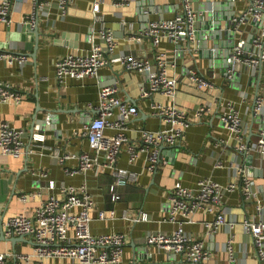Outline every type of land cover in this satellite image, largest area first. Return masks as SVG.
Masks as SVG:
<instances>
[{"label": "crops", "instance_id": "1", "mask_svg": "<svg viewBox=\"0 0 264 264\" xmlns=\"http://www.w3.org/2000/svg\"><path fill=\"white\" fill-rule=\"evenodd\" d=\"M40 1L46 8L41 11L36 28H32L26 20L33 11L32 0H12L10 24L0 23V50L29 58L23 68L8 66L0 61V80L10 83L14 90L24 96L19 104L0 102V128L7 123L16 130L28 132L25 155L20 158L0 157V226L18 215L33 217L36 209L48 198L60 195L62 185L85 187L94 201L90 226L92 234L121 233L126 236L122 264H191L181 256L164 253L146 242L151 232L170 235L175 230V226L166 221L169 193L177 185L194 188L202 179H211L223 185L235 182L239 187L241 182L235 176V167L252 163L250 176L260 192L259 200L264 201V162L256 158L249 160L248 156L238 154L222 142L227 140L228 135L214 109L212 115L187 130L186 139L180 147L165 146L162 149L161 163L153 176L145 170L144 153H140L138 159L129 164L128 154L123 150L117 167L134 172L139 178L136 183L120 186L117 189L120 199L113 201L110 186L114 179L109 172L99 176L69 177L66 169H75L78 162L68 160L61 165L55 156L89 152L82 129L95 115L90 106H97L102 88L117 85L121 99L137 106L139 115L128 132V138L134 145H141L138 131H156L161 128L162 121L152 114V107L158 103L167 104L168 100L160 94L141 100V89L148 85L147 75L129 72L119 61H111L100 70L97 78H68L63 85L56 79L55 63L67 55L83 56L90 51L92 34L97 28L93 23V7L99 3L106 26L116 39L112 59L127 56L153 60L158 52L168 53L176 61L175 73L180 81L178 107L191 110L215 96H222L235 103L246 120V140L253 141L264 126V114L255 120L251 114L256 95H264V62L254 81L248 75L238 81H230L224 76L222 66L226 57L228 60L231 58L230 54H233L240 40L245 42L246 51H254L252 41L248 39L258 32L257 25L250 22L242 26L231 39L226 35L225 27L217 31L210 30L198 19L195 53L185 47L177 51V47L169 40H162L158 45L148 38L140 42L131 40L132 36L143 32L150 22L180 19L182 9L177 0H128L129 4L121 7H116L114 0H76L64 14L58 9L57 0ZM250 2L197 0L196 9L199 17L205 21L211 14L222 20L232 10L236 17L242 15ZM122 22L126 23V28H122ZM194 69L214 83L218 90L214 93L202 92L189 86L188 73ZM106 133L113 134L112 131ZM217 158L222 166L220 168L214 166ZM33 171L45 172L48 177L39 179L32 175ZM49 181L55 183V190H47ZM31 192H40V195L30 197L26 203L20 201V195ZM99 210L107 213L115 210L119 215L125 211L131 218L143 213L149 216L150 221L137 224L121 219L99 221L96 219ZM222 210L228 221H237L233 229L224 226L212 237L206 235L204 224L215 216L203 213L195 214L193 223L185 226V231L204 242L210 253V258L202 264H228L225 245L230 236L234 239L239 264H264L257 258L253 241L241 226L245 218H259L253 204L244 201L238 188L227 195ZM19 237L6 238L0 229V253H32L34 243L30 238L11 241ZM8 261L12 263L13 258ZM48 264L78 263L53 259Z\"/></svg>", "mask_w": 264, "mask_h": 264}, {"label": "built area", "instance_id": "2", "mask_svg": "<svg viewBox=\"0 0 264 264\" xmlns=\"http://www.w3.org/2000/svg\"><path fill=\"white\" fill-rule=\"evenodd\" d=\"M12 0H0V23L10 24L9 18ZM180 2L182 16L178 20H159L150 22L147 28L132 36L131 40L140 42L143 38L150 39L154 45L162 40H169L180 51L188 48L196 51L197 27L199 12L196 9L197 0H177ZM32 14L26 18L32 28H36L41 11L46 6L40 0H32ZM76 0H57L58 9L64 14ZM128 0H114L116 7L128 5ZM93 23L96 31L92 34V47L83 55H67L55 63V74L59 84L66 79L97 78L102 68L111 61H119L124 68L133 73L146 74L148 85L141 89L140 99L152 98L160 94L168 100L167 104L158 103L152 107V114L162 121L159 130L138 131L141 145H134L128 138V132L133 121L138 117L137 106L121 99L117 85L102 88L99 92L97 106H90L95 112L91 121L84 125L82 134L86 138L89 152L73 155L55 156L57 162L64 165L68 160H76L75 169H66L69 177L80 175L99 176L109 172L114 179L110 186L113 201L120 196L117 189L128 183L138 182L139 175L127 169L117 167L118 158L123 150L133 164L140 153L146 156L145 170L149 175H155L161 163V151L166 147H180L185 139L187 130L201 122L206 116L212 115L214 109L220 124L228 135L222 142L240 155L248 156L249 160L256 158L264 162V126L253 141H247L248 129L246 120L235 105L222 96H215L203 102L196 108L184 110L177 105L180 81L175 73L176 61L166 52H158L153 60H140L136 57H119L112 59L115 52L116 39L105 23L99 3L93 7ZM252 22L257 25L252 47L254 51H246L245 42L239 41L230 58V67L226 70V78L234 81L236 74L242 77L248 75L252 81L260 74L264 62V0H251L249 7L231 21L234 33L242 26ZM122 28H126L122 22ZM129 28H132L129 26ZM185 44V46H183ZM0 61L8 66L23 68L29 58L22 54H14L0 50ZM189 86L198 91L211 92L218 90L214 83L206 79L198 70H190L187 77ZM24 96L14 90L8 82L0 80V102L19 104ZM253 119H260L264 114V95L257 94L251 110ZM112 131V135H107ZM28 132L16 130L7 123L0 128V157L20 158L25 155V138ZM253 161V160H252ZM214 166L222 167L218 158ZM252 165L235 167V176L241 184L229 182L225 185L211 179L200 180L196 187L186 188L177 185L168 195V217L166 221L175 226L170 235L151 232L147 235L148 245L157 247L168 254L181 256L191 264H202L210 258L204 242L194 238L185 231V226L193 223L197 213L214 214V218L205 222L206 235L212 237L222 227L233 229L237 221H228L222 210L228 194L238 188L244 201L253 204L259 218H245L241 223L245 234L251 237L257 258L264 262V201L259 200L260 192L255 181L250 176ZM32 175L39 179H47L45 172L33 171ZM56 189L54 182H48L47 190ZM40 192L20 195V201L26 203L30 197L39 196ZM264 200V198H263ZM94 201L85 187L62 185L59 196H51L35 211L33 217L18 215L9 218L0 226L6 238L14 236L28 237L34 243L30 254L0 253V264H48L50 260L60 259L78 264H122L124 247L127 239L124 234L112 233L94 236L90 226L93 221ZM97 220H125L132 224L149 222L146 214L131 218L127 212L120 215L112 210L109 213L99 210ZM228 253V264H239L234 250V239L230 236L225 245ZM13 258L9 263L8 259Z\"/></svg>", "mask_w": 264, "mask_h": 264}, {"label": "water", "instance_id": "3", "mask_svg": "<svg viewBox=\"0 0 264 264\" xmlns=\"http://www.w3.org/2000/svg\"><path fill=\"white\" fill-rule=\"evenodd\" d=\"M234 17H235V13L232 10V12L230 14L225 15V17L222 20L217 19V15L216 16L215 15L213 16V14H211V15H209L208 20H206V21L202 17H199V22L205 23V26L206 27H209L208 29H210V30L212 29L214 31H217V30L221 29L222 27H225L226 33H227L226 35H228V37H230L232 39L234 37V35H235L234 30H233V27H232V24H231V21L234 19ZM210 30H208V31H210ZM36 34L38 35V30L36 31ZM255 35L256 34H252L249 37L248 41L249 42L253 41ZM215 38L216 39L218 38L217 35H215ZM230 56H231V54H230ZM229 67H230V59L228 60V57H226V61L224 62L223 66H222V69H223L222 71L224 72V76L225 77H226V70ZM241 78H242V76L240 74H236L234 80L235 81H238ZM51 120L52 119H50V122L52 123ZM248 165L251 166L252 163H248ZM249 172L251 173V169H250ZM2 235L4 236L3 231H2ZM20 239L25 240V237L22 236V237H19V238H14L11 241L14 242V241H18Z\"/></svg>", "mask_w": 264, "mask_h": 264}]
</instances>
